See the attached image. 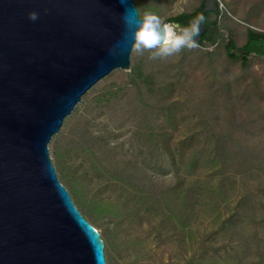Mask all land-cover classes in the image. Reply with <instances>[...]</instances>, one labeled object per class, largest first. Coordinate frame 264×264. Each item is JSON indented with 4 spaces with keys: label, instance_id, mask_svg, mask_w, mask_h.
<instances>
[{
    "label": "rangeland",
    "instance_id": "1",
    "mask_svg": "<svg viewBox=\"0 0 264 264\" xmlns=\"http://www.w3.org/2000/svg\"><path fill=\"white\" fill-rule=\"evenodd\" d=\"M203 0H133L139 17ZM218 37L168 57L137 53L92 84L47 143L106 264H264V0H216ZM165 20V21H164Z\"/></svg>",
    "mask_w": 264,
    "mask_h": 264
},
{
    "label": "water",
    "instance_id": "2",
    "mask_svg": "<svg viewBox=\"0 0 264 264\" xmlns=\"http://www.w3.org/2000/svg\"><path fill=\"white\" fill-rule=\"evenodd\" d=\"M217 11L203 0L187 21L196 43ZM136 19L133 0H0V264H106L47 143L92 84L129 67Z\"/></svg>",
    "mask_w": 264,
    "mask_h": 264
},
{
    "label": "clouds",
    "instance_id": "3",
    "mask_svg": "<svg viewBox=\"0 0 264 264\" xmlns=\"http://www.w3.org/2000/svg\"><path fill=\"white\" fill-rule=\"evenodd\" d=\"M134 11V10H133ZM29 19H35V12L27 13ZM199 33L198 24L180 29L176 25L165 24L152 13H145L142 19H136L132 29V40L137 53L154 50L153 57H168L182 48H192L196 44L194 37Z\"/></svg>",
    "mask_w": 264,
    "mask_h": 264
},
{
    "label": "trees",
    "instance_id": "4",
    "mask_svg": "<svg viewBox=\"0 0 264 264\" xmlns=\"http://www.w3.org/2000/svg\"><path fill=\"white\" fill-rule=\"evenodd\" d=\"M202 4H203V1L201 2L200 6L196 8L194 11L190 13L177 14L175 16L170 17L169 21L183 25L186 28L190 27L188 26L187 21L195 18V16L200 12ZM210 13L211 12H205L200 17L201 23L205 25L206 28L201 33L200 40L199 42H197V44H202L204 41L212 43L218 37L217 22H216V19H208V15ZM216 14H218V11L216 12ZM233 46L234 45L232 42H229L225 46L226 54L230 58H236L239 56L240 63L244 65L250 54L254 53L259 56L263 55L264 53V33H259L254 30L248 29L245 42L240 47H238L239 55L231 51Z\"/></svg>",
    "mask_w": 264,
    "mask_h": 264
}]
</instances>
